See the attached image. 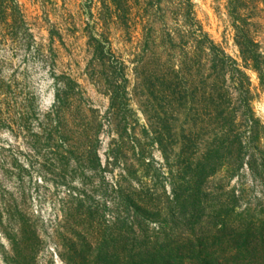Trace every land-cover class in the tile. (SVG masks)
<instances>
[{
    "label": "rangeland",
    "instance_id": "obj_1",
    "mask_svg": "<svg viewBox=\"0 0 264 264\" xmlns=\"http://www.w3.org/2000/svg\"><path fill=\"white\" fill-rule=\"evenodd\" d=\"M256 1L260 11L251 20V36L264 55V0ZM17 2L38 44L47 46L54 25L63 45L56 39L54 74L32 51L0 45V264H98L105 255L117 258L118 264H264V181L246 168L235 174L224 169L202 187L193 206L174 207L169 173L195 106L173 114L170 143H178L165 151L163 145L162 153L143 133L147 118L141 98L132 91L136 42L127 43L108 24L104 36L125 63L117 84L128 88L130 110L110 119L102 79L97 84L90 78L92 68L108 72L96 62L88 66V35L102 33L100 24L94 25L99 2ZM191 2L210 39L242 66L227 0ZM244 70L253 88L252 111L264 129V90L258 74ZM63 74L79 85V95L55 113L53 75ZM195 110L201 112V106ZM117 133L134 137L137 146L125 141L114 160ZM261 145L264 150V139ZM138 147L144 150L143 159ZM126 168L131 178L124 174ZM137 181L154 188L160 201L146 206L137 200ZM79 253L88 257L78 262Z\"/></svg>",
    "mask_w": 264,
    "mask_h": 264
},
{
    "label": "trees",
    "instance_id": "obj_2",
    "mask_svg": "<svg viewBox=\"0 0 264 264\" xmlns=\"http://www.w3.org/2000/svg\"><path fill=\"white\" fill-rule=\"evenodd\" d=\"M100 4L97 14L101 34H89L87 46L91 50L92 63L108 72V75L95 72L92 68L90 78L109 96L110 119L128 110V88L117 84L118 71L125 67L112 50L109 37H105L107 25H113L127 43L136 42L132 69L134 84L132 91L141 98L147 127L143 128L149 140L162 147L171 142V128L168 125L173 114H179L191 104L194 110L179 142V154L173 169L170 170L172 191L170 201L175 208L193 206L202 187L209 179L226 169L230 174L246 168L254 178L264 181V139L263 127L255 119L251 103L253 88L246 74L247 67L258 74L264 90V70L259 43L251 36V23L258 9L256 0H227L228 13L234 21L235 42L239 48L240 66L216 45L197 19L191 0H97ZM264 2V1H263ZM250 20V21H249ZM31 24L22 12L17 0H0V45L10 43L12 51L23 49L33 52L40 61L49 66L54 74L58 53L56 39L63 45L62 37L54 25L48 31V44H38L31 33ZM87 29H94L87 24ZM98 74V75H97ZM101 78L99 83L97 78ZM55 87V113L58 109L72 103L78 96L79 85L68 75H53ZM122 82L128 85L124 78ZM175 107H177L175 109ZM191 111V110H189ZM196 111V112H195ZM127 117V116H126ZM152 123V124H151ZM154 124L155 127H152ZM131 126V125H130ZM133 132L128 128L127 132ZM263 136V137H261ZM200 137H206L200 138ZM134 137L117 133L111 150V158L117 160L124 142ZM175 143V144H174ZM139 150L143 159L144 150ZM146 160V158H144ZM145 163L146 169L150 160ZM129 168L124 174L131 176ZM147 176L148 173H144ZM126 181L124 176H120ZM131 178V177H130ZM147 178V177H145ZM153 175L150 177L152 187ZM132 180V179H131ZM128 181V180H127ZM139 192L137 200L146 206L158 203L160 197L148 183L137 181ZM119 182L114 184L116 189ZM86 254H76L78 262ZM88 260V259H87ZM111 255L98 264H118Z\"/></svg>",
    "mask_w": 264,
    "mask_h": 264
}]
</instances>
